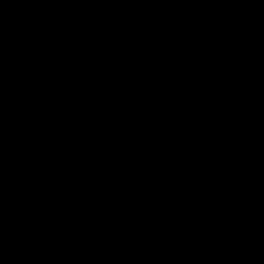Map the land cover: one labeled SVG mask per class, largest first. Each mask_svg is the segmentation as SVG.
<instances>
[{
    "label": "water",
    "instance_id": "water-1",
    "mask_svg": "<svg viewBox=\"0 0 264 264\" xmlns=\"http://www.w3.org/2000/svg\"><path fill=\"white\" fill-rule=\"evenodd\" d=\"M0 264H264V0H0Z\"/></svg>",
    "mask_w": 264,
    "mask_h": 264
}]
</instances>
